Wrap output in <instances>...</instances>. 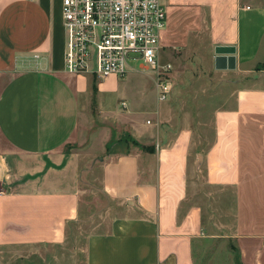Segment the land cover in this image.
I'll return each mask as SVG.
<instances>
[{
  "label": "crops",
  "instance_id": "crops-1",
  "mask_svg": "<svg viewBox=\"0 0 264 264\" xmlns=\"http://www.w3.org/2000/svg\"><path fill=\"white\" fill-rule=\"evenodd\" d=\"M163 4L159 57L166 50L205 64L208 76L189 83L214 84L210 124L183 109L187 76L176 75L173 93L182 90L173 103L155 96L141 110L145 99L134 106L125 92L132 80L94 83L66 72L61 0H0V253L70 239L84 217L82 177L98 171L107 204L102 229L85 237V264H196L199 245L216 236L212 228L231 238L240 264H264V0ZM216 47L234 49V69L214 67ZM118 86L120 109L102 97ZM93 99L106 120L152 151L108 153L89 167V154L67 152ZM209 131V140L195 136ZM199 174L209 203L218 191L232 192L231 212L221 204L205 214L193 197Z\"/></svg>",
  "mask_w": 264,
  "mask_h": 264
},
{
  "label": "rangeland",
  "instance_id": "rangeland-1",
  "mask_svg": "<svg viewBox=\"0 0 264 264\" xmlns=\"http://www.w3.org/2000/svg\"><path fill=\"white\" fill-rule=\"evenodd\" d=\"M160 60L162 63H170L172 66L171 96L167 101L160 103L167 105L173 103V100L178 99V94H175V92H180L182 88L179 87L177 91L173 93V88L176 85H181L180 82L176 83V75L187 76L188 81L182 84L183 88L188 89L187 91L184 90L181 94L185 95L182 97L183 109L193 113L191 116L192 121L210 124L212 121V112L216 108L215 104H217V101L209 100L207 97L211 95L210 92L213 90L214 84L210 87L209 82L205 80L197 84L189 83L196 75L202 77L208 76L207 74H209V71L205 67V64L199 69L196 67V64L194 66L190 65L195 61L189 58V56L186 57L184 55L179 61L174 54L168 56L166 50L160 52ZM139 65L140 62L133 64V70H129L122 81L128 82V79L132 80V82H129V85L124 88L128 98L133 99V105L140 106L138 100L143 97L145 102L141 105V110H150L155 103L156 96L153 81L154 76L152 73L140 72ZM185 65H188L187 69ZM87 75L93 77L91 74ZM98 81L102 82L103 79ZM175 83L176 85H174ZM124 88L118 86L117 91L102 97L107 103L113 104L117 109H120L122 106L120 101H118L119 98H121L119 91L124 92ZM134 95H136L137 101H135L136 97ZM176 101L181 103L180 100ZM173 108L176 109L179 108V106L175 105ZM99 111L103 112V109L99 108L97 101L93 99L90 110L86 107L81 114L78 141L67 150V152H77V154H89L90 160H88V163L84 164L87 165V167H89L92 162V164L97 162L98 158L102 159V157L108 153H125L137 148L140 149L130 143L131 140L137 141L129 134L125 133L123 127L116 122L115 119L106 120ZM209 132H196L195 136L200 135L202 137L205 133L208 136L206 140H209L212 135V132ZM124 140H128L127 143H125ZM99 180L100 173L98 171H94L93 174L90 173L82 177L81 189L84 193L81 200V210L84 217L83 221H81L78 226L72 227L70 239H66L65 243L62 245L41 244L34 247H9L3 249L0 253V264H85V237L89 233L100 229L103 221L100 215L107 204L106 199L99 191ZM204 192L203 178L202 175L199 174V177L196 179L195 194L193 197L202 205L205 214L206 211H211L213 207H221V204H226L224 206L230 208L231 212L232 192L230 190H224L220 197L219 191L214 193L212 196L215 197V199H212L210 203L204 198ZM213 216L215 217V213H213ZM217 219L219 221L218 216H216L215 220ZM222 219L228 223L229 219H231V215L222 216ZM212 230V235L216 236H213V238H205L202 244L199 245L200 251L198 252L200 253L196 259V264H237V259H235L237 249L230 240L231 238H228L225 232H220L217 228H212Z\"/></svg>",
  "mask_w": 264,
  "mask_h": 264
},
{
  "label": "built area",
  "instance_id": "built-area-1",
  "mask_svg": "<svg viewBox=\"0 0 264 264\" xmlns=\"http://www.w3.org/2000/svg\"><path fill=\"white\" fill-rule=\"evenodd\" d=\"M61 13L66 72L124 78L140 62V72L154 76L157 101L169 99L172 66L159 57L163 0H61Z\"/></svg>",
  "mask_w": 264,
  "mask_h": 264
},
{
  "label": "water",
  "instance_id": "water-1",
  "mask_svg": "<svg viewBox=\"0 0 264 264\" xmlns=\"http://www.w3.org/2000/svg\"><path fill=\"white\" fill-rule=\"evenodd\" d=\"M234 49L229 47H216L214 57V67L216 69H234L235 59Z\"/></svg>",
  "mask_w": 264,
  "mask_h": 264
},
{
  "label": "trees",
  "instance_id": "trees-1",
  "mask_svg": "<svg viewBox=\"0 0 264 264\" xmlns=\"http://www.w3.org/2000/svg\"><path fill=\"white\" fill-rule=\"evenodd\" d=\"M94 81V83L96 82V79H93ZM92 90L93 91H95V86L94 85H92ZM127 141L128 140H124V142L125 143H127ZM130 143L131 144H133L134 146H137V147H139L140 149H142L143 151H146V152H151L152 151V147H142V146H140L137 142H135V141H130ZM106 150L108 151V149L106 148ZM109 152V151H108ZM235 259H237V264H240V262H239V253H238V251H237V253H236V258ZM239 262V263H238Z\"/></svg>",
  "mask_w": 264,
  "mask_h": 264
}]
</instances>
